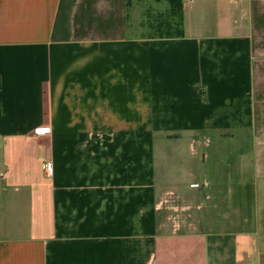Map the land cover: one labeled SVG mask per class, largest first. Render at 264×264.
I'll list each match as a JSON object with an SVG mask.
<instances>
[{
	"label": "crops",
	"instance_id": "obj_1",
	"mask_svg": "<svg viewBox=\"0 0 264 264\" xmlns=\"http://www.w3.org/2000/svg\"><path fill=\"white\" fill-rule=\"evenodd\" d=\"M0 264H264V0H0Z\"/></svg>",
	"mask_w": 264,
	"mask_h": 264
},
{
	"label": "built area",
	"instance_id": "obj_2",
	"mask_svg": "<svg viewBox=\"0 0 264 264\" xmlns=\"http://www.w3.org/2000/svg\"><path fill=\"white\" fill-rule=\"evenodd\" d=\"M48 129H49L48 126L40 127V128L37 130V133H45V132H48ZM1 174H2V172H1Z\"/></svg>",
	"mask_w": 264,
	"mask_h": 264
}]
</instances>
